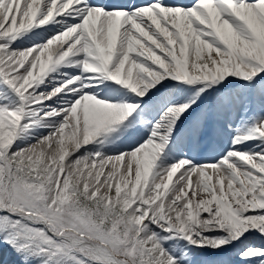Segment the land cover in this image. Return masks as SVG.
I'll return each instance as SVG.
<instances>
[{
	"label": "snow or ice",
	"instance_id": "obj_1",
	"mask_svg": "<svg viewBox=\"0 0 264 264\" xmlns=\"http://www.w3.org/2000/svg\"><path fill=\"white\" fill-rule=\"evenodd\" d=\"M193 151L215 158L179 155ZM252 234L264 0H0V250L15 264H264Z\"/></svg>",
	"mask_w": 264,
	"mask_h": 264
},
{
	"label": "bare ground",
	"instance_id": "obj_2",
	"mask_svg": "<svg viewBox=\"0 0 264 264\" xmlns=\"http://www.w3.org/2000/svg\"><path fill=\"white\" fill-rule=\"evenodd\" d=\"M180 2H183V0H180ZM43 27V26H42ZM59 42L57 41H54L53 42V45L50 46V49L48 51L45 52L44 54V57H42V59H47V56L49 54V51H51L52 49L56 48L58 46ZM30 59L32 58L31 56L29 57ZM38 70V69H37ZM69 71L70 73L73 71L72 69H61V71ZM53 75H55V73H53ZM122 91H125L122 89ZM143 106V105H142ZM231 137V133H228L227 134V138L230 139ZM67 142V141H66ZM92 146L94 145H89V148L92 149ZM128 146V144H120V143H117L115 145H112V150L113 151H122L124 150V148H126ZM179 155H183L185 158H189V159H192L193 162H205V161H209V160H212L214 159L215 157L210 154V153H204L203 155H201V153L199 152H196V151H193L191 153H188V152H182L180 153ZM177 155H173V154H169V157L167 159H165L163 162L165 164H171L175 158H176ZM67 159V158H66ZM259 241L257 243H264V238H260L258 239ZM2 260L3 259V256H2ZM12 263V259H7L3 262V264H11Z\"/></svg>",
	"mask_w": 264,
	"mask_h": 264
},
{
	"label": "rangeland",
	"instance_id": "obj_3",
	"mask_svg": "<svg viewBox=\"0 0 264 264\" xmlns=\"http://www.w3.org/2000/svg\"><path fill=\"white\" fill-rule=\"evenodd\" d=\"M95 146H92V149H94ZM259 237L257 234H252L248 236V239L243 241V244H259L257 243L259 240ZM243 245H237V247H242ZM229 247H232L229 245ZM208 252L209 255H215L216 253H212L210 250H205ZM219 251V250H218ZM3 256V259H12L11 264H15V257L10 253V251L5 247L3 250H0V257Z\"/></svg>",
	"mask_w": 264,
	"mask_h": 264
}]
</instances>
